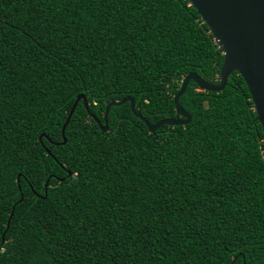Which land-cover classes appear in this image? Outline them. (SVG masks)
<instances>
[{"label": "trees", "instance_id": "16d2710c", "mask_svg": "<svg viewBox=\"0 0 264 264\" xmlns=\"http://www.w3.org/2000/svg\"><path fill=\"white\" fill-rule=\"evenodd\" d=\"M188 0H0V264H264V133ZM79 100L64 130L68 112ZM94 114L98 122L91 116Z\"/></svg>", "mask_w": 264, "mask_h": 264}, {"label": "water", "instance_id": "95a60500", "mask_svg": "<svg viewBox=\"0 0 264 264\" xmlns=\"http://www.w3.org/2000/svg\"><path fill=\"white\" fill-rule=\"evenodd\" d=\"M188 1L196 8L223 54V61L217 75L218 82H208L195 72L187 73L173 96L175 115L164 117L155 123H150L137 112L133 97L125 96L121 100L111 101L105 107L103 124L98 122L94 114H91L102 131L108 130L107 117L110 107L127 101L130 103L132 113L144 122L149 132H153L162 125H185L189 123L190 115L180 105L179 97L185 92L189 81L193 80L200 90L221 91L229 75L235 71L246 83L264 133V0ZM79 100L83 101L85 109L89 111L86 97L79 94L62 126V143L66 141L64 137L66 124ZM237 257L238 255L234 256L230 264H233Z\"/></svg>", "mask_w": 264, "mask_h": 264}]
</instances>
